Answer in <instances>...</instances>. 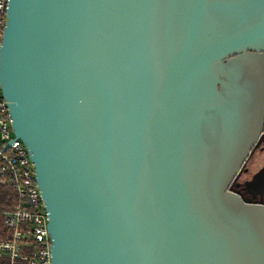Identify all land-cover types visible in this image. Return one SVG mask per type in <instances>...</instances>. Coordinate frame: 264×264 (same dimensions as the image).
Wrapping results in <instances>:
<instances>
[{
  "label": "water",
  "instance_id": "water-1",
  "mask_svg": "<svg viewBox=\"0 0 264 264\" xmlns=\"http://www.w3.org/2000/svg\"><path fill=\"white\" fill-rule=\"evenodd\" d=\"M0 83L53 264H264L231 190L264 131V0H9Z\"/></svg>",
  "mask_w": 264,
  "mask_h": 264
},
{
  "label": "built area",
  "instance_id": "built-area-1",
  "mask_svg": "<svg viewBox=\"0 0 264 264\" xmlns=\"http://www.w3.org/2000/svg\"><path fill=\"white\" fill-rule=\"evenodd\" d=\"M9 0H0V51L7 26ZM0 187L13 196L0 208V264H53L49 217L30 151L16 139L9 102L0 83Z\"/></svg>",
  "mask_w": 264,
  "mask_h": 264
},
{
  "label": "flooded vegetation",
  "instance_id": "flooded-vegetation-1",
  "mask_svg": "<svg viewBox=\"0 0 264 264\" xmlns=\"http://www.w3.org/2000/svg\"><path fill=\"white\" fill-rule=\"evenodd\" d=\"M233 185L245 202L264 205V131Z\"/></svg>",
  "mask_w": 264,
  "mask_h": 264
},
{
  "label": "trees",
  "instance_id": "trees-1",
  "mask_svg": "<svg viewBox=\"0 0 264 264\" xmlns=\"http://www.w3.org/2000/svg\"><path fill=\"white\" fill-rule=\"evenodd\" d=\"M231 190L234 191V185L231 186ZM12 198L9 187H0V208H9L13 202Z\"/></svg>",
  "mask_w": 264,
  "mask_h": 264
}]
</instances>
